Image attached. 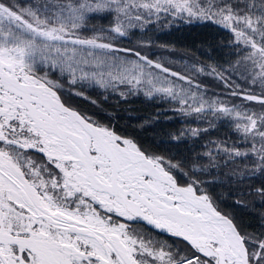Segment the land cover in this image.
<instances>
[{
	"label": "snow or ice",
	"instance_id": "obj_1",
	"mask_svg": "<svg viewBox=\"0 0 264 264\" xmlns=\"http://www.w3.org/2000/svg\"><path fill=\"white\" fill-rule=\"evenodd\" d=\"M168 17L230 32L235 59L190 69L226 92L119 46ZM54 76L227 122L242 143L211 142L213 170L223 153L264 174V0H0V264H264V232L242 230L180 164L71 107Z\"/></svg>",
	"mask_w": 264,
	"mask_h": 264
},
{
	"label": "trees",
	"instance_id": "obj_2",
	"mask_svg": "<svg viewBox=\"0 0 264 264\" xmlns=\"http://www.w3.org/2000/svg\"><path fill=\"white\" fill-rule=\"evenodd\" d=\"M90 24L107 26L108 21L96 19ZM231 40L230 32L215 22L168 17L135 31L130 39L120 40L119 46L140 51L150 59L185 73L182 67L187 63L226 66V61L235 59ZM53 78L66 90L61 95L71 107L134 140L146 153L164 156L180 164L189 176L206 181L203 188L218 210L233 218L242 230L253 234L264 232V196L255 191L264 187V174L251 173L247 158L227 162L223 153H214L218 167L213 170L205 157V153L215 147L211 142L242 143L230 124L212 121L211 116H186L170 98L149 97L143 90L132 92L126 85L104 89L90 84L73 86L62 77ZM199 80L210 94L226 92L215 77L200 75ZM192 128L207 131L193 136L188 131ZM193 163L197 165L195 169L191 167ZM136 226L145 227L142 224ZM161 238L168 239L167 236Z\"/></svg>",
	"mask_w": 264,
	"mask_h": 264
},
{
	"label": "rangeland",
	"instance_id": "obj_3",
	"mask_svg": "<svg viewBox=\"0 0 264 264\" xmlns=\"http://www.w3.org/2000/svg\"><path fill=\"white\" fill-rule=\"evenodd\" d=\"M121 48H126V47H121ZM120 55H124V54H122V53H120ZM130 58H134V57H130ZM192 66H196L195 64H192V63H187V64H183V67H182V69L185 71V73H183V72H181L182 74H186V75H192L193 77H194V79L198 82V83H200V80H199V76L200 75H206V74H196V73H193V72H191L190 71V69H191V67ZM197 67H199V66H197ZM173 71H176V70H174V69H172ZM179 72V71H178ZM209 76H211V75H209ZM211 77H214V76H211ZM201 84V83H200ZM76 94H79V92H77V91H74ZM208 95H211L210 93H208ZM155 96H162V95H159V94H157V95H155ZM165 97V96H164ZM168 98V97H167Z\"/></svg>",
	"mask_w": 264,
	"mask_h": 264
}]
</instances>
